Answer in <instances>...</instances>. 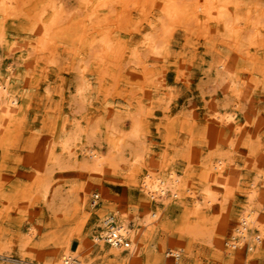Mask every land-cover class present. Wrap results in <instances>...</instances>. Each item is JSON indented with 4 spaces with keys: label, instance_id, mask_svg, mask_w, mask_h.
Here are the masks:
<instances>
[{
    "label": "rangeland",
    "instance_id": "rangeland-1",
    "mask_svg": "<svg viewBox=\"0 0 264 264\" xmlns=\"http://www.w3.org/2000/svg\"><path fill=\"white\" fill-rule=\"evenodd\" d=\"M98 1L0 0V264H264V0H236L237 48L156 32L164 0Z\"/></svg>",
    "mask_w": 264,
    "mask_h": 264
},
{
    "label": "bare ground",
    "instance_id": "bare-ground-1",
    "mask_svg": "<svg viewBox=\"0 0 264 264\" xmlns=\"http://www.w3.org/2000/svg\"><path fill=\"white\" fill-rule=\"evenodd\" d=\"M8 1L17 3L18 1H22V0H8ZM164 1H165V3H163L161 6H159V10H160L162 16L160 15L161 17H160V20H159V26L156 25V27H158V28L155 29L156 32H161V33L165 34L166 31L169 30L168 28H169L170 25H173L174 23H177L178 21H186V20L190 19L195 24H197L199 26H202V25L205 26V25H207L206 23L209 22V21L215 22V23H217V25L218 24L221 25V28L225 32H227L228 34L231 35L234 47L239 42H241L240 40L246 39V38L250 39V38L253 37V35H255V34L252 35L253 31H251L252 30L251 28H250L251 29L250 31L248 30L249 32L246 31V32H248V35H246L247 33L245 34L243 29L240 28L239 23L237 22V21H239L238 18L240 17V16L239 17L237 16V14H238L237 10L239 11V8L237 9V7L239 6V3H235L236 0H197L198 2L194 5L193 9L188 8V6H189V2L188 1L189 0H164ZM192 1H194V0H192ZM98 2H101V0L98 1ZM99 4H98V6H100ZM101 5H102L101 7H104L103 6L104 5L103 1H102ZM259 5H260V7H257V5H256L255 6L256 9H250L247 12L250 13L251 11H260L259 13H261V10H263L262 8L264 6L262 7V4H259ZM85 10H87V9H85ZM91 11L92 12H90L88 14L90 17H95V18L99 17V15H100L99 10L93 8ZM108 14H109V12H108ZM251 16L252 15H250V16L248 15L247 16L248 19L251 20ZM254 24H255V22H254ZM254 24H253V26H254ZM250 25H252L251 21H250ZM149 45L151 46V43ZM151 47L153 48V46H151ZM236 48H237V46H236ZM5 91L6 90H4V88H0V104H1L0 105V109H1L2 113L7 114V113H9V105H8L7 101H3L4 97L6 96V92ZM92 156L95 158V160L93 162H91L90 166L91 167L93 166L94 168H96L99 165L100 161L103 160V158H102L101 155H97V154L96 155L93 154ZM92 156H91V158H93ZM85 161H87V160H85ZM84 163H86V162H84ZM146 184L148 185V187H151V189H153V191L155 193L156 192L162 193L163 192V187L167 186L166 184L163 185V183L162 184L159 183V184H157L155 186L154 185H149L148 182ZM248 220L252 221L249 213H247L245 216H242V223L243 224L247 223ZM117 230L120 233H122V234L125 233V232L127 233V235L129 234L127 229H125V227H123L122 225L118 226ZM243 230H244V228H243ZM243 230L241 228L240 230L237 231V233L242 234ZM103 234H104V232H100L98 237L94 236L95 241L96 242H101L102 239L99 238V237H102ZM242 235H244V234H242ZM108 246H109L108 252L110 254L118 257L119 254H120L119 250H118V247H116L114 245H108ZM100 247L103 248L102 245H100ZM71 252H73V251L71 250ZM69 261L70 260H67L66 258H64L62 260L63 264H69Z\"/></svg>",
    "mask_w": 264,
    "mask_h": 264
},
{
    "label": "built area",
    "instance_id": "built-area-1",
    "mask_svg": "<svg viewBox=\"0 0 264 264\" xmlns=\"http://www.w3.org/2000/svg\"><path fill=\"white\" fill-rule=\"evenodd\" d=\"M98 194L92 193L89 198V206L94 207L98 203ZM120 224L117 216L112 212H107L104 214L100 220L98 226V231L96 237L99 236L100 232H104L102 237H99L107 245H114L122 250H126L130 247V240L127 233H120L117 230L118 225ZM166 255L173 258L174 262L178 257V253L175 250L168 249Z\"/></svg>",
    "mask_w": 264,
    "mask_h": 264
}]
</instances>
